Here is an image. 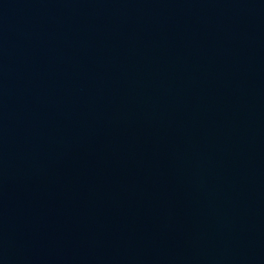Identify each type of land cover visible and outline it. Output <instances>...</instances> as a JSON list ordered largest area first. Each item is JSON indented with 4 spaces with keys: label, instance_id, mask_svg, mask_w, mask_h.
Instances as JSON below:
<instances>
[{
    "label": "water",
    "instance_id": "1",
    "mask_svg": "<svg viewBox=\"0 0 264 264\" xmlns=\"http://www.w3.org/2000/svg\"><path fill=\"white\" fill-rule=\"evenodd\" d=\"M0 145L131 264H264V0H0Z\"/></svg>",
    "mask_w": 264,
    "mask_h": 264
}]
</instances>
